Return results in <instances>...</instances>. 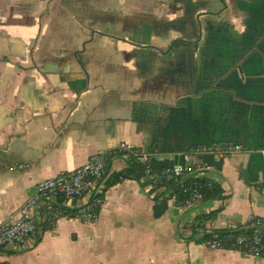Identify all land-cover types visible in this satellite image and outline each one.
<instances>
[{"label":"crops","instance_id":"obj_1","mask_svg":"<svg viewBox=\"0 0 264 264\" xmlns=\"http://www.w3.org/2000/svg\"><path fill=\"white\" fill-rule=\"evenodd\" d=\"M123 141L148 149L154 168L212 142L245 150L192 155L204 163L195 175L223 196L184 205L117 150ZM99 151L110 156L105 185L112 172L131 174L106 187L96 220L61 214L0 261L264 264L198 239L264 218V0H0V224L40 179Z\"/></svg>","mask_w":264,"mask_h":264},{"label":"built area","instance_id":"obj_2","mask_svg":"<svg viewBox=\"0 0 264 264\" xmlns=\"http://www.w3.org/2000/svg\"><path fill=\"white\" fill-rule=\"evenodd\" d=\"M117 150L140 158L148 168L151 185L155 189L163 190L164 186L161 184L165 181L179 177L183 180L186 175L197 176L194 172L202 168L204 163L202 160H193L192 155L196 158L210 152L228 155L243 151L245 148L242 144L232 141L203 144L194 147L190 154L185 156L184 162L158 168L150 165L148 149L137 148L123 141ZM108 157L109 152L99 151L75 168L40 179L33 194L19 207L17 215L12 220L0 224V246L30 245L32 236L46 219L63 214L64 208L60 203L64 199H78L80 203L76 208V216L84 222L95 221L100 211L98 208H101L104 202ZM165 194L175 198L173 189H168ZM202 199L203 192L196 184L191 187L190 195L183 199L181 204L188 205ZM249 221L242 225L247 226L251 223L253 226L251 230L244 228L222 235L214 234L212 238L205 240L206 244L211 248H237L254 255H264V218L252 216Z\"/></svg>","mask_w":264,"mask_h":264},{"label":"trees","instance_id":"obj_3","mask_svg":"<svg viewBox=\"0 0 264 264\" xmlns=\"http://www.w3.org/2000/svg\"><path fill=\"white\" fill-rule=\"evenodd\" d=\"M109 158L110 156L108 157V160ZM108 165H109V161H108ZM130 174H131V169L129 167L123 168L119 171L112 172L111 175L106 179V187L110 186L111 184L115 183L117 180L123 177L129 176ZM196 184L199 190L203 192V199L223 196V187L219 182L206 176H192V175H186L183 180L179 177L178 179H171L169 181H165V183L161 184L162 186H164L163 187L164 189L161 190L160 195L165 194L168 191V189H173V194L175 195L176 201L181 203L183 199H185L190 195L191 187L195 186ZM99 210L100 208H98V211ZM62 212L63 214H67V215H75L77 213V209H64ZM215 212L216 210H213L209 213L198 215L195 218L194 222L190 225L193 228V231H196L197 226H199L204 219L211 217ZM55 219H56L55 216L46 219L42 223L44 225V228L47 226H52ZM244 228L247 230H251L253 226L251 223H248L247 226H243L242 223H239L235 227L233 226L218 227L215 228L213 231L203 233L200 237H198V239L207 240L209 238H212L214 234L222 235L228 232L242 230ZM5 247L6 246H0V250L4 249ZM10 251H14V250L11 249ZM0 264H10V263L6 260H3L0 261Z\"/></svg>","mask_w":264,"mask_h":264}]
</instances>
